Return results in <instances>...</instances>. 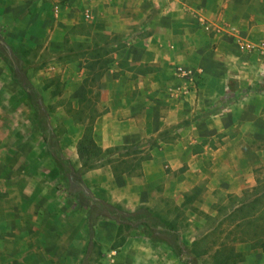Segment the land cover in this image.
I'll return each instance as SVG.
<instances>
[{
	"label": "crops",
	"instance_id": "obj_1",
	"mask_svg": "<svg viewBox=\"0 0 264 264\" xmlns=\"http://www.w3.org/2000/svg\"><path fill=\"white\" fill-rule=\"evenodd\" d=\"M2 8L18 9L10 18L22 8L31 11L28 25L59 26L55 30H60V41L79 27L88 34L78 30L83 36L78 41H103L112 49V60L94 91L100 111L94 132L102 148L131 145L187 120L185 143H165L161 137L142 162L139 177H116L124 189L120 200L128 206L150 204L158 196L183 202L186 193L173 194L190 191L198 212L208 213L204 200L220 208L219 203L241 197L257 184L259 173L264 174V96L254 89L264 82V0H15L2 2ZM240 40L255 48L241 49ZM177 58L186 65L175 63ZM146 66L152 67L149 72ZM178 66L197 73L198 81L171 89L174 83L166 82L163 73H177ZM244 89V94L234 95ZM165 162L172 168L185 165V170L170 176ZM95 170L102 180V169ZM109 171L105 176H113ZM7 179L0 184L10 183ZM159 185L164 192L150 196ZM10 193L1 191L0 199L10 200ZM18 212L10 206L0 210V264H33L32 242L17 238L20 227L17 230L12 217ZM196 230L203 228L190 224L187 231ZM162 231L174 235L167 226ZM175 231L181 238L177 223ZM138 233L130 232L121 246L111 248L115 234L102 264H182L184 257L169 240ZM244 247L251 249V240ZM39 248L36 253L43 255Z\"/></svg>",
	"mask_w": 264,
	"mask_h": 264
},
{
	"label": "rangeland",
	"instance_id": "obj_2",
	"mask_svg": "<svg viewBox=\"0 0 264 264\" xmlns=\"http://www.w3.org/2000/svg\"><path fill=\"white\" fill-rule=\"evenodd\" d=\"M12 1L15 0H0V182L4 176H8L10 182L1 183L0 192L11 191L12 197L10 200L5 196L0 199V210L9 206L18 209L17 216L12 217L17 230L20 227L16 232L17 238L32 242L33 264H102L119 223L124 224V235L127 236L131 232L132 221H137L141 227H149L146 233L138 234L155 240H169L174 244L177 253L184 257L182 264H253V261L264 264V200L256 208L250 207L262 190L250 195L244 204L232 197L225 203H219L221 206L217 208L216 204L210 206L204 200L208 213L198 212L199 206H194L196 201L192 198L194 192L190 191L173 194L178 197L180 193H186L183 202L179 198L158 196L150 204L128 206L120 200L124 189L120 187L122 184L115 182L116 177L119 174L140 176L142 162L150 157V150L154 148L143 143L154 136L121 146L97 161L92 169L80 168L77 142L84 130L82 119L88 113L87 101L96 105L94 91L101 79L98 83L90 81L87 92H84V79L88 75L84 63L88 60L75 56L68 58L62 48L64 41L68 47L83 40L78 33L85 30L78 27L75 33L65 34V40L60 41V30H55L59 26L28 25L32 12L25 8L10 18L18 9L4 11L2 2L7 5ZM175 63L185 64L178 58ZM163 74L166 82L174 83L170 88L175 90L193 79L194 83L198 81L194 72H191L193 78L174 71ZM254 89L258 90L257 95L264 96V82L255 85ZM245 92L244 89L234 95L240 96ZM39 123L44 126L48 143ZM185 123L187 120L166 126L160 132L163 142L185 143ZM94 137L97 141L95 132ZM219 140L218 136L211 141L214 144ZM138 144L143 146L136 147ZM183 155L179 156L178 163ZM166 162L165 170L170 176L185 170V165L172 168L166 166ZM97 168L102 169V180L95 170ZM106 169L111 170L113 176H105ZM70 171L78 172L82 185L73 180L69 182L64 177ZM259 174L252 189L264 184V174ZM163 187L152 188L150 196L154 191L155 195L164 192ZM91 195L97 198L93 201ZM240 196L243 197L242 194ZM175 217L181 238L177 240L174 235L159 230L154 234L153 229H157V225L161 230L165 226L168 228L163 219ZM190 224L202 226L203 230L188 232ZM90 227L94 229L93 235H90ZM192 240L195 242L190 243ZM249 240L251 249L247 250L244 244ZM184 242L190 244L184 247ZM40 246L43 247V255L42 252L36 253Z\"/></svg>",
	"mask_w": 264,
	"mask_h": 264
},
{
	"label": "trees",
	"instance_id": "obj_3",
	"mask_svg": "<svg viewBox=\"0 0 264 264\" xmlns=\"http://www.w3.org/2000/svg\"><path fill=\"white\" fill-rule=\"evenodd\" d=\"M83 27H86L85 25H82ZM88 34L87 30L84 31ZM83 33V32H82ZM104 42L100 43L99 41H93V42H87V41H75L74 45H69L68 47H65L64 51H66L65 55L68 58H71L73 56H78L80 58H86L88 61H86L84 64L87 68L88 75L84 79V84L86 87V90L84 92H87V88L89 87L90 81L97 82L102 78L104 72H106L108 64L111 62V57L105 56L109 52L112 51V49L103 44ZM69 44V43H68ZM145 72H149V67H146ZM89 75L92 77L89 79ZM87 95V94H86ZM89 104L88 113L83 117L82 122L84 125V130L77 142V153L79 156V160L81 163L82 169H92L96 166V162L99 161L102 158H105L108 154L112 153L114 150H118L121 148V146H114L109 148H102L98 142L96 141L94 137V122L95 118L100 114V112L97 110L96 105L93 104L90 101H87ZM85 110V109H84ZM83 112V111H82ZM39 127L41 130V133L45 139V141L48 143L49 138L48 135L44 129L43 124L39 123ZM162 133H159L157 136L152 137L151 139L147 140L146 143H143L144 145H150V147H154L158 144L159 139L161 138ZM143 144H138L136 147L143 146ZM77 171H80V169H77ZM78 172H74L70 174H65L64 177L67 178V180L77 182L79 185L83 184V181L80 179ZM262 190L261 195L257 196L253 203L250 204V207L256 208L259 203H261V200H264V184L261 185V187L257 186L254 189H247L243 193V197L235 196L233 197L234 200H240L242 204L247 200V198L254 194L256 195L259 193V191ZM73 194V193H72ZM75 194V193H74ZM94 201V198L92 199ZM163 219V218H162ZM124 220V219H123ZM163 222L168 225V228L172 230V234L176 235V238L179 239V234L177 231H175V220H168L163 219ZM131 232H144L146 233V230L149 229V227H145L147 229H142L140 225H137L135 221L131 222ZM153 226L150 227V230ZM157 230L162 231L161 229L154 228L153 232L154 234L157 232ZM167 231V230H166ZM166 231H162V233H166ZM125 232V226L123 223H119L116 238L113 242L111 248H116L118 246H121L123 242L126 239V236L124 235ZM94 234V229L90 227V235ZM97 245V243H95Z\"/></svg>",
	"mask_w": 264,
	"mask_h": 264
},
{
	"label": "built area",
	"instance_id": "obj_4",
	"mask_svg": "<svg viewBox=\"0 0 264 264\" xmlns=\"http://www.w3.org/2000/svg\"><path fill=\"white\" fill-rule=\"evenodd\" d=\"M238 44L240 46L241 49H244V50H251L253 48H255V45L254 43H251L249 41H238ZM177 73L178 75H182V76H190L191 77V71H187L185 68H183L182 66H178L177 67ZM193 78V76L191 77Z\"/></svg>",
	"mask_w": 264,
	"mask_h": 264
}]
</instances>
